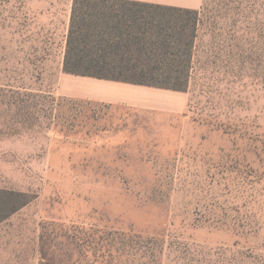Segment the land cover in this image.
Segmentation results:
<instances>
[{
	"label": "rangeland",
	"instance_id": "rangeland-1",
	"mask_svg": "<svg viewBox=\"0 0 264 264\" xmlns=\"http://www.w3.org/2000/svg\"><path fill=\"white\" fill-rule=\"evenodd\" d=\"M158 1L202 19L187 105L149 96L179 112L67 96L95 90L61 72L73 0H0V127L36 124L0 136L34 196L0 264H264V0Z\"/></svg>",
	"mask_w": 264,
	"mask_h": 264
},
{
	"label": "trees",
	"instance_id": "trees-1",
	"mask_svg": "<svg viewBox=\"0 0 264 264\" xmlns=\"http://www.w3.org/2000/svg\"><path fill=\"white\" fill-rule=\"evenodd\" d=\"M200 15L199 10L134 0H73L63 72L187 93ZM35 127L31 121L15 120L0 127V136ZM33 200L30 193L0 189V223ZM40 252L42 264L47 260L44 244Z\"/></svg>",
	"mask_w": 264,
	"mask_h": 264
},
{
	"label": "crops",
	"instance_id": "crops-1",
	"mask_svg": "<svg viewBox=\"0 0 264 264\" xmlns=\"http://www.w3.org/2000/svg\"><path fill=\"white\" fill-rule=\"evenodd\" d=\"M134 1L167 5L158 0H134ZM72 4L73 2L71 3V6H70V16H69V22H68V27H67V34L69 30V25H70ZM65 52H66V42H65V47L62 52V58H61V72L63 73V76H65L66 78L67 76H72V75H68L63 72ZM72 77L85 79L83 80L84 82L83 84L90 85L95 90L89 94H74L73 92L66 93V95L70 97H76V98L86 99L90 101H97V102H101L105 104L123 105V106H128L131 108H140L144 110H159V111L166 110L168 112H179L176 109H173L171 107L165 108L164 106L155 104L152 100L149 99V96H152L155 94H165L167 96L172 97L171 99L174 100L175 102L177 101V98H180V100L178 101H180L181 107L183 104L182 109H184V106L187 105V96L184 94L185 98L182 99L181 97H179V95L183 93H180V92L155 89V88H150V87H145V86H135V85L119 83V82L98 80L94 78L77 77V76H72ZM95 87H106V88L102 90H98V88H95ZM140 93L144 94L147 97H139L138 94ZM182 109L180 110V112L183 111Z\"/></svg>",
	"mask_w": 264,
	"mask_h": 264
}]
</instances>
